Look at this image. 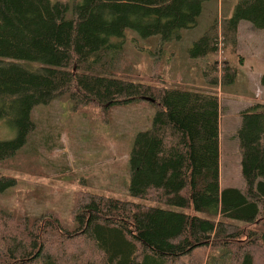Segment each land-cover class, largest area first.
Instances as JSON below:
<instances>
[{
	"label": "trees",
	"instance_id": "1",
	"mask_svg": "<svg viewBox=\"0 0 264 264\" xmlns=\"http://www.w3.org/2000/svg\"><path fill=\"white\" fill-rule=\"evenodd\" d=\"M210 1L0 0V122L14 132L0 141V162L36 130L33 111L63 96L72 109L93 105L103 113L147 102L155 112L133 136L128 191L181 210L93 195L81 202L71 230L45 217L26 221L13 236L0 217V264H180L192 261L198 247L209 250L211 264H264V102L239 113L243 187L222 188L220 101L213 91L236 78L224 60L219 84L215 58L237 54L239 24L264 31V0H237L229 17L192 42L190 57L202 62L206 88H160L120 76L125 31L180 41L184 30L198 28ZM259 83L264 87V74ZM15 185L0 175V193ZM81 241L86 245L74 246Z\"/></svg>",
	"mask_w": 264,
	"mask_h": 264
},
{
	"label": "rangeland",
	"instance_id": "2",
	"mask_svg": "<svg viewBox=\"0 0 264 264\" xmlns=\"http://www.w3.org/2000/svg\"><path fill=\"white\" fill-rule=\"evenodd\" d=\"M52 1L72 5L81 0ZM236 2L213 0L205 3L198 18V28L184 30V37L179 42L160 43L159 37L144 39L131 30L125 31L120 76L160 88L182 89L183 85H190L172 84V79L179 81L177 76L181 77L183 73L201 81L203 64L190 57L192 42L214 20L229 17ZM185 43L189 44V49L179 51L174 63L169 64V46L179 45L178 49H181ZM235 46L236 55L229 56L228 51H220L215 59L219 62V84L224 60H229V66L236 68V78L233 84L219 85L213 91L220 101V187L241 189L243 180L236 131L240 124L239 113L257 101H264V87L258 83L260 74H264V31L241 22ZM183 59L190 61L186 68L178 65ZM154 112L155 107L147 102L115 107L105 113L93 105L72 109L68 96L36 108L33 111L36 130L13 157L0 162V175L16 181L14 187L0 193V217H5L7 225L12 228L7 235L13 236L20 225L33 220L39 222L45 217H54L65 230H71L73 216L81 202L93 195L181 211L152 200L134 198L128 191V157L133 136L148 128ZM13 137L14 132L8 124L0 122V141ZM50 234L56 235L54 232ZM52 241L55 245L62 244L56 238ZM84 244L81 241L74 246L82 248ZM208 253L206 247H198L190 258L192 261L185 257L180 264H211Z\"/></svg>",
	"mask_w": 264,
	"mask_h": 264
},
{
	"label": "crops",
	"instance_id": "3",
	"mask_svg": "<svg viewBox=\"0 0 264 264\" xmlns=\"http://www.w3.org/2000/svg\"><path fill=\"white\" fill-rule=\"evenodd\" d=\"M240 25V24H239ZM183 35H182V39H183ZM181 39V40H182ZM180 40V41H181ZM179 42V41H178ZM191 44V43H190ZM180 46L179 45H171V46H169V48L171 49V55L169 56V64L170 63H174V61H175V58L178 56V52L179 51H184V50H188L189 49V44L187 43H185V45H183L182 47H181V49H178ZM188 63H190V61H189V59H183V60H181V61H179L178 62V65H182V67L183 68H186V65L188 64ZM201 64H202V62H201ZM201 73H202V70H201ZM263 75V73H261L260 74V76H259V79H260V77ZM202 76V79H201V81H195L194 80V78H190V77H188V76H186V74L185 73H183L182 74V76L180 77L179 75L177 76V77H179V81H174L173 79H172V81H173V83L172 84H190V85H188V86H186V85H183V86H185V87H188V88H206V86L205 87H200V83L201 84H206L205 83V80H204V78H203V75H201ZM174 78V77H173ZM259 79H258V83H259ZM194 84H196V85H194ZM257 102H264V101H257ZM138 105V104H137ZM150 125V124H149ZM139 132V131H138ZM137 133V132H136ZM135 133V134H136Z\"/></svg>",
	"mask_w": 264,
	"mask_h": 264
},
{
	"label": "water",
	"instance_id": "4",
	"mask_svg": "<svg viewBox=\"0 0 264 264\" xmlns=\"http://www.w3.org/2000/svg\"><path fill=\"white\" fill-rule=\"evenodd\" d=\"M145 100L148 101V102H153V100L148 99V98H146Z\"/></svg>",
	"mask_w": 264,
	"mask_h": 264
}]
</instances>
